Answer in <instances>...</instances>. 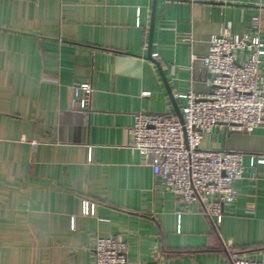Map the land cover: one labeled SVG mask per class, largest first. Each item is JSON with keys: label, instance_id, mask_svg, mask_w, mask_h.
<instances>
[{"label": "crops", "instance_id": "crops-1", "mask_svg": "<svg viewBox=\"0 0 264 264\" xmlns=\"http://www.w3.org/2000/svg\"><path fill=\"white\" fill-rule=\"evenodd\" d=\"M254 16L264 43V0H0V264H93L109 236L129 264H230L232 251L264 261V164L250 166L264 127L203 137L205 150L243 155L219 225L127 147L136 113L177 117L182 96L209 93L192 56L224 22L249 35ZM82 83L86 111L71 89Z\"/></svg>", "mask_w": 264, "mask_h": 264}, {"label": "built area", "instance_id": "built-area-1", "mask_svg": "<svg viewBox=\"0 0 264 264\" xmlns=\"http://www.w3.org/2000/svg\"><path fill=\"white\" fill-rule=\"evenodd\" d=\"M259 30L257 16L251 18L246 36L233 34L230 22H224L219 32L210 37L208 53L200 58L192 56V61H199L210 75L206 83L209 93L189 92L182 96V121L171 114L139 112L128 131L127 147L146 160L153 174L181 203H201L203 215L215 225L222 221L223 205L236 201L234 183L243 178L245 166L242 153L205 150L201 144L204 135L217 127L236 133L264 127V43L258 37ZM240 54L246 56L245 60H239ZM71 89L78 110L86 111L90 84ZM262 164L263 157L250 162L251 167ZM254 210V203L245 204L246 213ZM180 215L177 212V217ZM93 253V264H129L126 244L118 237H97ZM229 261L264 264L235 251L230 252Z\"/></svg>", "mask_w": 264, "mask_h": 264}, {"label": "water", "instance_id": "water-1", "mask_svg": "<svg viewBox=\"0 0 264 264\" xmlns=\"http://www.w3.org/2000/svg\"><path fill=\"white\" fill-rule=\"evenodd\" d=\"M153 16H154V11L152 10V21H151V27H150V30H149V45L151 43V38H152ZM147 59H149V60H151V61L154 62V60L151 57V54H150V50L149 49H148V53H147ZM154 63L158 66V64L156 62H154ZM163 80H164V78H163ZM164 83L166 84V81L165 80H164ZM177 117H178V119L180 121H182V118H181V114L180 113L178 114Z\"/></svg>", "mask_w": 264, "mask_h": 264}, {"label": "trees", "instance_id": "trees-1", "mask_svg": "<svg viewBox=\"0 0 264 264\" xmlns=\"http://www.w3.org/2000/svg\"><path fill=\"white\" fill-rule=\"evenodd\" d=\"M229 255H230V253H229Z\"/></svg>", "mask_w": 264, "mask_h": 264}]
</instances>
